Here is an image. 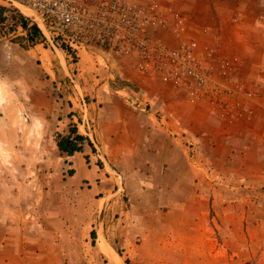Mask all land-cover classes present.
<instances>
[{"label": "rangeland", "instance_id": "1", "mask_svg": "<svg viewBox=\"0 0 264 264\" xmlns=\"http://www.w3.org/2000/svg\"><path fill=\"white\" fill-rule=\"evenodd\" d=\"M17 10L10 7L9 19L0 26V219L5 214L22 220L25 214L26 222L38 231L36 244L43 247L39 249L43 254L32 264H125L126 258L130 264H189L192 256L205 264H264V181L251 186L236 179L206 189L210 195L204 205L206 238L189 237L185 217L177 230L176 213L169 212L162 196L146 204L140 189L136 199L125 186L84 179L93 164L107 167L105 157L93 153L92 159L84 160L79 155V174L69 173L73 164L55 139L71 107L68 96L87 101L89 96L80 88L96 78L106 82L110 72L118 85L114 73L120 64L111 67L106 60L107 67L105 60L84 51L73 62L53 29L19 10L39 24L46 38L24 49L16 42L24 35L20 27L14 29ZM75 123L80 131L87 128L77 119ZM97 157L102 162H96ZM107 171L119 181L117 173ZM188 207L183 205V213L193 211ZM191 242L199 250L189 253Z\"/></svg>", "mask_w": 264, "mask_h": 264}, {"label": "crops", "instance_id": "2", "mask_svg": "<svg viewBox=\"0 0 264 264\" xmlns=\"http://www.w3.org/2000/svg\"><path fill=\"white\" fill-rule=\"evenodd\" d=\"M130 1L140 5L159 1L163 7L173 8L186 19V36L210 45L219 55L237 56L234 81L242 89L234 86L232 94H223L226 104L222 106L215 99L193 104L159 77L138 72L136 56L107 50L115 58H101L111 67L120 64L114 73L119 84L110 72L106 82L96 78L90 86L80 88L89 96L87 101L68 96L71 107L62 132L75 126L92 143V147L85 143L82 152L68 156L73 175L80 172L76 166L79 155L84 160L85 156L92 159L93 153L105 157L107 167L93 164L84 171V179L125 186L136 199L140 189L146 204L162 196L170 205L169 212L176 213L173 222L177 230L179 220L185 217L189 237L200 234L208 238L204 205L210 195L206 189L236 179L251 182V186L264 181V0ZM17 9L36 16L24 7ZM147 34L169 46L178 44V38L167 29L149 28ZM121 81L128 87H119ZM77 109L76 114L71 113ZM76 119L87 128L80 131ZM107 168L117 173L119 181ZM189 204L193 211L183 213V205L188 209ZM1 218L0 264H32L35 257L42 256L39 249L43 247L36 244L39 233L26 222L25 214L22 220L5 214ZM188 246L189 253L199 250L193 242ZM189 264L205 263L192 256Z\"/></svg>", "mask_w": 264, "mask_h": 264}, {"label": "built area", "instance_id": "3", "mask_svg": "<svg viewBox=\"0 0 264 264\" xmlns=\"http://www.w3.org/2000/svg\"><path fill=\"white\" fill-rule=\"evenodd\" d=\"M2 2L33 11L42 24L53 29L57 41L77 55L84 51L101 58L108 50L136 56L138 72L159 77L182 91L190 103L215 99L222 106L226 104L223 94H232L235 87L242 89L234 81L238 57L219 55L210 45L186 36L185 17L159 1L144 5L130 0ZM149 28L167 29L178 38V44L169 46L150 37ZM244 93L251 95L249 91Z\"/></svg>", "mask_w": 264, "mask_h": 264}, {"label": "trees", "instance_id": "4", "mask_svg": "<svg viewBox=\"0 0 264 264\" xmlns=\"http://www.w3.org/2000/svg\"><path fill=\"white\" fill-rule=\"evenodd\" d=\"M9 8V6L0 4V26H4L6 21L9 19L7 14ZM14 25V29L20 27L24 31V35L16 39V42L21 45V47H23L24 49H29L30 47H33L36 44L43 43L46 40L44 33L42 32V29L37 24V22L33 21V19L29 16H26L21 13L19 10H17V21H14ZM59 46L67 53V55L73 60V62L78 59L76 51L67 47L65 43L60 42ZM119 87L127 88L128 85L127 83H123L121 81ZM119 87L115 88L117 92L121 91ZM55 139L57 148L60 151L64 152L67 156H72L76 152H82L83 145L85 143L92 147V143L90 142L89 138L79 133L77 127L75 126H69L67 133H65V131L57 132ZM85 159H88V157L85 156ZM69 173L72 175L74 173L73 169H70ZM95 235V231L92 230L90 232V236L94 239ZM117 252L119 253V255H121L122 253L120 250H117ZM124 261L125 264H130L128 258H126Z\"/></svg>", "mask_w": 264, "mask_h": 264}]
</instances>
